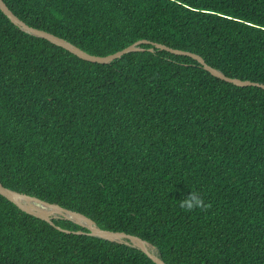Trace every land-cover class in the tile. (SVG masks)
Returning <instances> with one entry per match:
<instances>
[{
  "label": "trees",
  "instance_id": "trees-1",
  "mask_svg": "<svg viewBox=\"0 0 264 264\" xmlns=\"http://www.w3.org/2000/svg\"><path fill=\"white\" fill-rule=\"evenodd\" d=\"M105 56L143 39L264 83V0H4ZM111 63L22 31L0 9V180L155 244L168 264H264V89L142 44ZM199 192L210 207L185 212ZM0 194V264H157Z\"/></svg>",
  "mask_w": 264,
  "mask_h": 264
},
{
  "label": "water",
  "instance_id": "water-1",
  "mask_svg": "<svg viewBox=\"0 0 264 264\" xmlns=\"http://www.w3.org/2000/svg\"><path fill=\"white\" fill-rule=\"evenodd\" d=\"M0 9L8 16V18L18 26L22 31L27 32L33 36L44 38L49 40L50 42L63 47L64 49L76 54L80 58L91 61L97 62L102 64H108L114 61L115 59L121 58L124 54L129 52L135 51H142L145 48L142 44H149L151 43L153 47L149 48L150 51H155L156 48L161 50H166L178 55H186L190 56L193 59L197 60L207 71H209L214 76L221 78L227 82H231L238 86H257L264 89V83L252 81V80H243L241 78L230 77L225 74L222 70L213 67L212 65L208 64L203 56L198 53L177 49L170 47L163 43L153 42L147 39L139 40L122 50H119L115 53L100 56L91 54L78 45L74 44L73 42L67 40L66 38L60 37L52 32L47 30L37 28L34 26L29 25L23 19H21L18 15H16L13 10L7 5L4 0H0ZM0 194L5 196L8 200L16 204L21 210L31 214L35 217L41 218L43 220L48 221L53 226L64 230L65 232L71 233H84L85 231L78 230L73 231L70 229H63L60 226L56 225L54 219L57 218H64L75 222L76 224L87 228V234L91 236H95L98 238L106 239L112 242H118L121 244H126L128 246L136 247L146 253L155 263L157 264H168L159 253V250L155 244L146 240L138 235L130 234L125 231H114L110 229H104L98 225V223L88 215L66 208L58 203H51L47 200H43L37 196L30 195L25 192H21L12 188L5 186L2 181L0 180Z\"/></svg>",
  "mask_w": 264,
  "mask_h": 264
},
{
  "label": "clouds",
  "instance_id": "clouds-1",
  "mask_svg": "<svg viewBox=\"0 0 264 264\" xmlns=\"http://www.w3.org/2000/svg\"><path fill=\"white\" fill-rule=\"evenodd\" d=\"M179 207L185 212H193L197 209L206 210L210 204L206 203L203 196L196 191H190L187 196L179 201Z\"/></svg>",
  "mask_w": 264,
  "mask_h": 264
}]
</instances>
